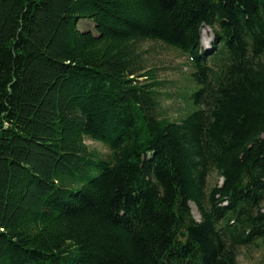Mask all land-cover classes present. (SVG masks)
Wrapping results in <instances>:
<instances>
[{
	"label": "trees",
	"instance_id": "trees-1",
	"mask_svg": "<svg viewBox=\"0 0 264 264\" xmlns=\"http://www.w3.org/2000/svg\"><path fill=\"white\" fill-rule=\"evenodd\" d=\"M147 42L193 69L177 118ZM259 241L264 0H0V264H238Z\"/></svg>",
	"mask_w": 264,
	"mask_h": 264
},
{
	"label": "rangeland",
	"instance_id": "rangeland-1",
	"mask_svg": "<svg viewBox=\"0 0 264 264\" xmlns=\"http://www.w3.org/2000/svg\"><path fill=\"white\" fill-rule=\"evenodd\" d=\"M78 24L80 30H84V27L92 28V24L89 22ZM201 39L205 43L201 44L202 48L209 49L213 41V31L210 27L204 26L201 29ZM143 49H147L146 57L149 65L159 68L158 74L160 78H164L169 81L166 84V95L161 99V110L163 113L171 118L179 117L185 108H187V101L183 98L184 93H191L195 91L198 86L191 80V72L193 71L186 56L179 53L172 47L165 46L160 42H147L142 44ZM183 94V96H182ZM90 149H96L101 153H107L106 147L99 142L85 140ZM215 182L220 183L221 179L211 171L207 178V187L209 188ZM195 207V206H194ZM191 208V207H190ZM193 208V207H192ZM196 210V208H195ZM194 219H199L197 210H191ZM237 263L238 264H264V243L258 242L256 245L241 246L237 249Z\"/></svg>",
	"mask_w": 264,
	"mask_h": 264
},
{
	"label": "bare ground",
	"instance_id": "bare-ground-1",
	"mask_svg": "<svg viewBox=\"0 0 264 264\" xmlns=\"http://www.w3.org/2000/svg\"><path fill=\"white\" fill-rule=\"evenodd\" d=\"M203 39H201V44H203V43H205V41H202ZM190 207H191V210H193L194 211V213H195V207H194V205L192 204V203H190ZM193 207V208H192ZM197 214V213H196Z\"/></svg>",
	"mask_w": 264,
	"mask_h": 264
},
{
	"label": "water",
	"instance_id": "water-1",
	"mask_svg": "<svg viewBox=\"0 0 264 264\" xmlns=\"http://www.w3.org/2000/svg\"><path fill=\"white\" fill-rule=\"evenodd\" d=\"M180 236H181V238L184 237V232L183 231L180 232Z\"/></svg>",
	"mask_w": 264,
	"mask_h": 264
}]
</instances>
